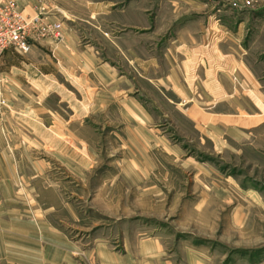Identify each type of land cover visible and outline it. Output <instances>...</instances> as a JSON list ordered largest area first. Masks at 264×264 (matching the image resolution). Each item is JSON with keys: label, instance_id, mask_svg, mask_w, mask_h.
Wrapping results in <instances>:
<instances>
[{"label": "rangeland", "instance_id": "374dc122", "mask_svg": "<svg viewBox=\"0 0 264 264\" xmlns=\"http://www.w3.org/2000/svg\"><path fill=\"white\" fill-rule=\"evenodd\" d=\"M249 1V8L226 21L232 34L243 23L241 36L233 35L214 55L209 48L188 51L187 72L177 65L176 84L190 89V97L163 88L159 79L170 70L163 56L169 34L151 31L181 22L173 6L153 12L146 23L138 12L145 3L135 0L138 54L127 60L120 53L113 107L96 96L103 87L90 75L86 94L65 83L81 105L76 114L78 103L60 104L69 129L8 131L13 143L1 146L0 155L13 156L17 162L8 164L22 173L7 189L29 217L37 212L30 207L39 205V217L49 218L58 238L73 247L72 261L93 264L100 244L119 252L134 237L158 233L168 248L181 243L207 251L215 264H264V0ZM72 4L69 18L79 43L99 48L100 35L91 32L102 24L95 5ZM126 4L119 0L114 7L119 37L132 31ZM258 7L255 19L248 9ZM211 21L210 41L216 44L224 36L221 23ZM146 24L147 32L141 30ZM241 70L251 73L252 86L243 83ZM228 84L230 93L219 90ZM4 182L0 177V200Z\"/></svg>", "mask_w": 264, "mask_h": 264}, {"label": "crops", "instance_id": "0c3cea01", "mask_svg": "<svg viewBox=\"0 0 264 264\" xmlns=\"http://www.w3.org/2000/svg\"><path fill=\"white\" fill-rule=\"evenodd\" d=\"M12 1L29 13L32 12L33 7L38 6L36 0ZM75 1H79L80 9L82 7L88 9V4L95 5L93 8L95 15L101 16L99 19L102 24L95 25L91 31L93 34L100 35L97 37L99 48L83 46L79 43V38L76 35L79 30L71 24L69 16L72 15L68 12ZM118 1L46 0L49 5L46 6V21L59 23L61 40L55 41L50 37L36 39L26 55L15 49H7L3 52L0 57V147L13 143L8 134V131L11 130L43 129L49 133V131L69 129L71 123L62 118L63 110L60 104H65L67 108H70L71 102L78 103V100L74 99L73 91L80 92L82 89L83 94H86L85 82L89 81L90 75L104 89L96 93V96L105 102L107 109L113 107V102L118 97L120 90L117 71L120 53L127 60H134L138 54L135 45L139 41L135 38L133 31L135 28V0H126L125 8L126 25L132 31L130 30L121 37L116 35L119 11L114 7ZM142 1L145 5L138 12L142 13L146 23L153 12L160 15L163 10L168 8V5L173 6L175 18L177 21H181L176 22L174 27L152 29L151 33L169 34L164 39L163 47L166 52L163 56L167 60L170 70L163 78H159L164 84L162 87L173 86L175 88L173 90L182 93L183 96L190 97V89L188 90L189 94L185 89L182 90L179 83L178 86L176 84L179 79L176 72L177 65L181 63L180 68L187 72L184 57L188 51L195 53L209 48L214 55L215 48L218 50L226 47L225 43L227 40H232L233 35L241 36L243 23H239L237 30L232 34L226 21L231 16H235L232 14L243 11L231 9L229 2L232 0H206L205 4L198 0ZM258 1L263 2V0ZM220 2L222 4L217 6ZM104 3L107 4L104 5ZM259 7L248 9L256 17L255 19L260 17ZM215 8L217 9L213 12ZM248 10H244L245 15H248ZM125 11H122L121 14H124ZM211 20L221 23L218 28L224 36V39L222 38L216 44L214 41H210L215 34ZM147 29H150V26L146 24L141 30L147 32ZM152 38L149 36L148 39ZM144 55L148 56L143 50L142 56L145 57ZM222 57L232 58L233 56L222 55ZM208 71L209 77L213 80L216 79L215 70H205L206 73ZM240 72L244 76L243 83L252 86L254 78L251 73L244 70ZM195 76H198V72ZM227 77L230 78L228 75ZM211 79L206 81H213ZM68 82L74 87L73 91L66 88L65 83ZM78 85L82 87L78 89ZM228 88L226 89L222 85L219 90L226 93L231 90V84H228ZM56 97L58 98L57 102ZM80 106L79 102L76 114L81 110ZM78 114H81V111ZM16 162L13 156L1 153L0 177L4 178L5 182L2 188L3 200H0V264H77L71 260L70 251L73 248L71 244L63 237L58 238L49 218L39 217L38 208L41 209L39 205L36 203L35 207H30L32 210L36 209L37 212L29 217L26 207L16 201L11 195L12 192L7 189V187H12L16 179L21 176L22 171L11 168V165L8 164ZM44 209L49 210L52 207L45 206ZM93 260V264H215L213 257L207 251L183 247L181 243L168 248L158 233L140 238L134 237L130 242H126L123 245V250L119 252L100 244L96 247Z\"/></svg>", "mask_w": 264, "mask_h": 264}, {"label": "built area", "instance_id": "2783aa9c", "mask_svg": "<svg viewBox=\"0 0 264 264\" xmlns=\"http://www.w3.org/2000/svg\"><path fill=\"white\" fill-rule=\"evenodd\" d=\"M38 6L33 7L31 13L12 0L0 1V57L7 49H15L26 55L29 53L33 41L47 37L60 41L62 34L57 22H47L46 0H36ZM232 9L243 10L251 6L249 0H232Z\"/></svg>", "mask_w": 264, "mask_h": 264}]
</instances>
